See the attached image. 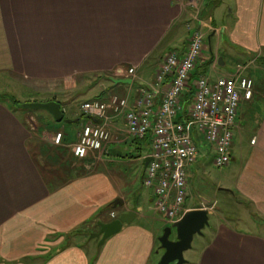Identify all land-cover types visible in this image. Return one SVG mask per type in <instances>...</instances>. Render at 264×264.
I'll list each match as a JSON object with an SVG mask.
<instances>
[{"label": "crops", "instance_id": "crops-1", "mask_svg": "<svg viewBox=\"0 0 264 264\" xmlns=\"http://www.w3.org/2000/svg\"><path fill=\"white\" fill-rule=\"evenodd\" d=\"M193 19L208 42L198 74L205 73L206 65L216 75H208L212 80L232 73L234 67L220 70L225 66L219 57L222 41L231 50L228 57L238 52L237 58L264 59V0H0V74L20 76L26 87L110 76L111 86L84 102H105L110 94L132 100L139 90H149L158 59L172 51L184 54L186 24ZM128 68L135 69L134 78L127 75ZM262 94L255 90L253 99L243 102L246 112H239L236 135L243 140L246 134L249 148L245 153L238 149L234 181L235 195L264 223ZM159 102L156 93L154 103ZM16 113L0 99V264H157L160 220L155 216L164 218L154 209L152 190L142 187L148 138L133 142L125 120L107 112V129L121 139L108 147L103 159L90 153L64 171L63 158H56L61 170L47 171L32 153L31 133ZM49 119L48 124L54 121ZM87 122L78 108L70 123L80 131ZM124 157L140 167L144 191L133 188L120 172ZM117 201L123 204L114 208ZM186 206L185 211L199 209ZM126 211L136 217L118 233L101 244L100 238L90 237L100 230L99 223L113 220L110 213L117 218ZM201 238L193 264H264L263 232L238 231L218 222Z\"/></svg>", "mask_w": 264, "mask_h": 264}, {"label": "built area", "instance_id": "built-area-1", "mask_svg": "<svg viewBox=\"0 0 264 264\" xmlns=\"http://www.w3.org/2000/svg\"><path fill=\"white\" fill-rule=\"evenodd\" d=\"M186 27L189 28L184 54L179 57L172 51L163 56L149 90H139L132 100L110 94L105 102L91 100L80 104L79 110L88 122L71 148L77 160L104 152L115 139L107 129V112L114 118H123L132 141L149 140L150 161L143 172L142 186L152 190L155 211L170 225L186 212L188 177L199 153L211 152L216 168L230 163L240 104L253 97L252 81L241 64H236L229 75L214 80L205 74L193 77L204 42L199 22ZM126 72L134 78V68ZM189 90L190 98L184 99ZM156 93H160L157 105ZM61 138L58 133L55 143ZM255 140L252 138L250 144ZM109 216L116 217L113 212Z\"/></svg>", "mask_w": 264, "mask_h": 264}, {"label": "rangeland", "instance_id": "rangeland-1", "mask_svg": "<svg viewBox=\"0 0 264 264\" xmlns=\"http://www.w3.org/2000/svg\"><path fill=\"white\" fill-rule=\"evenodd\" d=\"M196 20L197 19H193L186 25L193 27L195 22H197ZM188 28L189 27H186L187 36ZM202 36L203 42L208 44L207 36H204L203 33ZM212 44L213 41L211 42V45ZM226 46L227 42L222 41L219 57H224L225 66L220 68V70L222 72H230L234 67L233 64L236 61H240L239 64L245 68L244 74L252 81L253 93L255 90L262 92L264 90V59L252 61V58H237L238 52L233 53L235 55L232 57H228L226 55H228V53L231 54V50L226 48ZM235 51H237V49H235ZM163 56L161 58H163ZM161 58L158 60L160 61ZM202 71H205L204 74L206 76L211 74L212 77H216L214 73H209V65L203 67ZM109 77L110 76L97 74L86 77L79 76L65 83L29 84V86L26 87V82L23 81L20 76H7L5 73L0 74V99L11 107L14 112H17L16 115L22 121L25 128L26 126L28 127L34 143V147L32 146V153L39 157L41 168L43 167L47 171L54 169L61 170V168L57 166L58 161L55 160L56 158H63L62 170L64 171L65 167L69 164L81 163L82 160L74 159L71 154V148L77 141L79 129H74L70 122L73 115L78 112V108L82 102L93 98V95L100 92L104 86H111ZM262 95H264V93ZM12 99L21 107L14 105ZM51 99L59 102L64 108L63 114L65 118L60 123H54L55 126L50 125L53 123H49V126H47L48 122H50L49 117H51L47 112L22 108V105L25 103H45ZM243 105L242 102L240 104V111L243 110L246 112L248 107H243ZM51 120H53L52 117ZM58 133L62 134V138L61 141L56 144L55 137ZM63 134H66L65 137L68 139L66 141L67 144L62 143L63 138H65ZM73 135L75 137H73ZM244 135L245 136L242 137L243 140L239 139L238 135L235 136L231 149L232 159L227 166L216 168L213 165L212 153L209 152L207 155H202L203 151H200L201 153H199L200 156L197 159V163L192 168V175L190 174L191 177H188L187 198L184 205L193 208H206L212 214H209L208 226L202 230V235H195L191 248L183 253L186 264H193L192 262H195L198 256L197 250L199 248V243L202 240L201 237L208 236L218 222L228 223L238 231H257L264 233V223L253 213V210L247 202L240 196L235 195L234 180L239 171L240 163L238 149L241 147L243 149L242 151L245 153L249 148V139L246 134ZM119 139L121 138L115 136L112 144H115ZM110 145L111 144H109L108 147ZM108 147L104 152L97 153L96 157H101V159H103L104 156H106ZM131 152H133V149H131L129 153ZM124 161L120 172L127 178V182H133V188L137 191H144V187L142 186L143 188H141L140 167L129 163L128 161H130V159L127 157H124ZM225 190H230L233 195L227 194ZM155 218L160 220L156 225L160 237L164 228L170 227L171 225L167 224L164 219H160L157 215ZM174 237L175 234L172 231L170 239H174ZM88 238L90 239V237ZM157 251L161 255L162 252L159 248Z\"/></svg>", "mask_w": 264, "mask_h": 264}, {"label": "water", "instance_id": "water-1", "mask_svg": "<svg viewBox=\"0 0 264 264\" xmlns=\"http://www.w3.org/2000/svg\"><path fill=\"white\" fill-rule=\"evenodd\" d=\"M222 65V59H219ZM115 84H130L131 80H113ZM23 109L47 112L56 123L63 120V112L61 106L56 101H48L45 103H25ZM150 158L144 160L143 172ZM122 201H117L113 207L122 206ZM136 213L134 211H126L120 213L118 217L111 222L104 224L99 223L100 230L91 235V238L99 239V244L103 243L108 237L118 233L123 225L130 224ZM209 211L206 208L193 209L183 213L181 218L173 223L170 227L164 228L162 235L158 238L159 250L162 252L157 264H186L183 253L191 248V244L195 235H202V230L208 226ZM172 231L175 234L174 239H170ZM158 253V251L156 252Z\"/></svg>", "mask_w": 264, "mask_h": 264}, {"label": "trees", "instance_id": "trees-1", "mask_svg": "<svg viewBox=\"0 0 264 264\" xmlns=\"http://www.w3.org/2000/svg\"><path fill=\"white\" fill-rule=\"evenodd\" d=\"M196 75H198V73H197V69L195 70V72H194V75H193V77L194 76H196ZM191 90V89H190ZM189 90V92L188 93H186L185 94V97H184V99H189L190 98V95H191V91ZM263 93H264V90L262 91ZM253 97H254V93H253ZM253 97H252V99H253ZM50 101H55L54 99H51ZM251 101V100H250ZM250 101H244V102H250ZM12 102H13V104L14 105H16L17 107H21L20 105H18V104H16L17 102L14 100V99H12ZM57 102V101H56ZM186 102V101H185ZM59 103V102H58ZM60 104V103H59ZM61 106V105H60ZM61 108H62V106H61ZM63 120H64V117H63ZM51 123H53V124H50V125H52V126H55L54 125V123H56L55 121H53V122H51ZM47 126H49V124H47ZM145 140V139H144ZM135 140H133V142H134Z\"/></svg>", "mask_w": 264, "mask_h": 264}, {"label": "flooded vegetation", "instance_id": "flooded-vegetation-1", "mask_svg": "<svg viewBox=\"0 0 264 264\" xmlns=\"http://www.w3.org/2000/svg\"><path fill=\"white\" fill-rule=\"evenodd\" d=\"M158 248H159V246H158Z\"/></svg>", "mask_w": 264, "mask_h": 264}]
</instances>
